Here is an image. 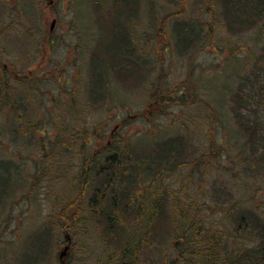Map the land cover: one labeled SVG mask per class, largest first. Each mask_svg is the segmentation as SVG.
I'll list each match as a JSON object with an SVG mask.
<instances>
[{"label": "rangeland", "instance_id": "1", "mask_svg": "<svg viewBox=\"0 0 264 264\" xmlns=\"http://www.w3.org/2000/svg\"><path fill=\"white\" fill-rule=\"evenodd\" d=\"M109 9L108 4L95 0H0V59L6 67L0 68V87L4 86L0 89V159L16 160L23 174V178H14L7 185V194L0 201V264H20L27 257L39 260L32 238L46 227L56 232L47 256L44 255L46 262L42 258L41 263L62 264L60 256L69 234L59 230L57 216L81 192V185L71 178H56L71 161L68 158L73 157L66 144L78 150L76 143L83 139L81 135L88 127L90 131L84 137L91 143L88 150L98 149L101 142L91 141L89 136H93L94 126L107 118L111 121L105 139L122 125L121 134L130 136L145 155L149 145L155 147L156 143L174 138L176 142L183 141L185 153L193 152L197 157L209 148L211 141L209 103L217 114L216 141L224 139V149L216 159L211 157L213 163L201 164L190 178H206L203 182L198 180L197 185L203 189L197 198L205 202L210 226L223 228L230 242L225 243L222 252L231 256V242L239 235L234 228V204L256 208L264 216V169L260 157L263 149L253 153L250 146L243 147L242 137L246 134H239L235 115L242 110L252 120L264 123V97L260 96L264 86V20L240 32L228 16L225 0H141L138 18L134 17L132 24L124 16L109 15ZM187 22L201 30L198 44L203 46L182 52L185 38L182 37L179 49L176 29ZM125 32L129 37L133 35L139 47V63L147 68L143 69L147 75L139 69L140 75L129 71L119 79L114 77L110 82L115 98L111 102L90 103L87 91L92 64L99 70L110 68L111 49L123 44L127 39ZM208 34L212 35L211 40H207ZM162 45L166 49L161 51ZM187 79L195 86L197 104H176L166 110L163 107L164 113L156 115L161 107H153L152 85L156 83L163 91L172 90ZM184 94L187 98V86ZM22 98L28 108L24 111L26 116L16 123L10 109L18 107ZM4 100L8 103L5 106ZM56 101L61 102L60 108L52 110ZM39 102L43 103V126L38 127L48 136L43 139L40 138L44 134L33 135V126L38 125L35 112ZM72 105L75 115L67 112ZM113 108L115 115L109 116L108 110ZM148 109L151 121L141 116ZM28 120L32 121L28 125L30 138L17 136L14 126L21 130L22 123ZM189 170V166L177 173L166 170L150 185L148 197L162 192L188 199ZM2 184L0 180V188ZM87 202L88 199L85 206ZM148 219L136 228V238L146 239L140 242L139 260L142 264H174L177 251L168 236L149 228ZM75 231L64 264H108L110 256L122 249L120 246L114 250L111 242L104 241L98 223L88 215ZM136 238L132 245L137 243Z\"/></svg>", "mask_w": 264, "mask_h": 264}, {"label": "trees", "instance_id": "2", "mask_svg": "<svg viewBox=\"0 0 264 264\" xmlns=\"http://www.w3.org/2000/svg\"><path fill=\"white\" fill-rule=\"evenodd\" d=\"M140 1L95 0V2L109 5V11H111L109 15L124 16V20L131 24L134 17L135 20L138 18ZM225 8L229 11L230 20L232 19L235 22L240 32L253 28L264 20V0H225ZM200 31L189 22H187V25L182 23L181 27L176 29L179 49L181 48L182 37L185 38V47H182V52L183 50L190 52L192 47L193 49H199L203 46L201 43L198 44V42H201ZM128 34H126L127 39L123 41L119 48L111 49L113 63L110 68L99 70L92 64L89 83L91 85L87 91L90 103H99L101 100L111 102L115 98L110 82L114 77L119 79L129 71H135V74L140 75L139 69L144 76L147 75L144 71L147 68L139 63V54L137 53L139 47L132 39L133 35L131 34V37H129ZM211 37L212 35L208 34L207 40H211ZM164 48L162 45L160 50H165L166 48ZM0 68L6 69L1 59ZM20 75L17 74L21 77ZM61 81L59 77L58 82L61 83ZM186 86L187 98L184 94ZM194 87L189 79L172 90L163 91L161 87H156V83L155 86L152 85L150 96L155 98L153 107L157 109L161 107L159 108L161 109L160 113L156 115H162L171 105L183 103L191 106L196 105L197 99L193 90ZM1 88H4V86ZM61 90L65 92L63 87ZM189 91H191V94ZM74 93H72L71 98L74 97ZM260 96L264 97V86L261 87ZM21 101L18 107L10 109L16 123L22 121L26 116L24 111L28 108L23 103L24 98ZM70 102L73 104V99ZM6 104L8 103L4 100L3 106ZM42 104V102H39L38 108L36 107L35 113L38 115V125L33 126V135L44 134V131L38 127L43 126ZM60 104L61 102L56 101L52 110H57L58 106L60 108ZM73 106H70L67 111L71 115H75ZM163 107H165L164 111H162ZM208 107L213 125L210 134L211 141L209 148L197 157L193 156V152L185 153L183 141L176 142L174 138L156 143L155 147L149 145V151L145 155L138 151L136 143L133 142L130 136L121 134L120 127L122 125L119 126L118 130L114 128L110 138L105 139L104 134L110 125V118L95 125L93 136H89L91 141L98 140L101 142L102 145L98 149L88 150L87 146L91 143L84 138L90 131L88 127L85 128V133L84 130L82 132L84 133L81 135L83 139L76 143L78 150L71 147L72 144H66L67 150L72 149L73 157L68 156L70 157L68 160L71 161H68L66 167L62 169V174L56 178H71L70 181L78 182L81 185V192L75 200L70 201L60 209L57 217L58 221L61 222L56 221V224L59 225L60 231L70 235L71 244L73 243L72 235L77 234L75 227L81 225L88 215L98 223V230L104 241L111 242L114 250L122 246V249L115 251L110 256L108 264H142L139 260L140 242L146 239L136 238V228H140L148 217L149 228H153L165 237L168 236L177 251L174 264H226L227 261L230 262L229 264H264V216L262 212H259L256 208L240 206L238 203L234 204V228L239 235L235 236L231 242L234 253L229 256L227 255L229 252H222L225 243H230L227 241V236L223 234V228L210 226V219L205 213V202L197 198L200 190L203 189L200 185H197L198 180L203 182L206 178L190 177L197 170H200L201 164L213 163L211 157L216 159L224 149V139L219 140V142L216 141L214 126L216 125L217 114L215 108L209 103ZM108 112L109 116L115 115L114 108L109 109ZM235 115L240 127L239 134L241 136H243L242 132L246 134L242 137L244 139L243 147L250 146L253 153H258L260 148L263 149L260 157L263 158L261 163H263L264 169V123L252 120L242 110L236 111ZM141 116L148 121L152 120L149 109L148 111H142ZM51 117L54 118L52 113ZM29 124H32V121L28 120L22 123L21 130L17 128V125L14 126L16 128L14 133L17 136L27 137L28 132H31ZM57 135H60L59 131H57ZM28 137L30 138V134ZM42 137L48 136L47 134L41 135L40 139H43ZM230 143L228 144L230 145ZM55 144L58 145V140ZM187 144H190L188 137ZM44 150L46 151V148ZM46 153L48 154V152ZM52 153L54 154V152ZM47 154H45V158L48 157ZM30 158L33 157L30 156ZM75 158L78 160L77 162H74ZM184 166L190 167L187 174V176H190L187 178V182L191 196H187L188 199L180 195L162 192L159 194L152 193L148 197V188L150 189V185H154L156 178H160L166 170H171L173 173L180 172ZM165 177H163V180L168 179ZM0 178L4 183L0 188V201H2V197L7 194V185L13 182L14 178H23L18 162L11 158L0 159ZM34 178H37V174L34 175ZM148 181L150 182L149 185H147ZM34 189L35 183L31 188V193ZM87 199L88 202L85 206ZM84 231L87 233L88 230L85 229ZM55 232L56 230L51 227H46L38 232L32 238L31 244H37L33 246V249H35L33 251L40 259L32 261L27 257L20 264H40L42 258L46 262L45 256H47L49 246L55 238ZM135 238L137 243L132 245L131 243ZM64 242L67 244L68 240L65 239ZM28 250L30 251L32 248L29 246ZM195 260H197V263ZM162 264H166V262L164 261Z\"/></svg>", "mask_w": 264, "mask_h": 264}, {"label": "water", "instance_id": "3", "mask_svg": "<svg viewBox=\"0 0 264 264\" xmlns=\"http://www.w3.org/2000/svg\"><path fill=\"white\" fill-rule=\"evenodd\" d=\"M54 26H55V21H53V23H52L51 30L54 28ZM66 239L68 240V244H67V246H65L64 251L61 253V256H60L61 260H63V258L66 256L68 249L70 248V244H71L70 235H67Z\"/></svg>", "mask_w": 264, "mask_h": 264}, {"label": "flooded vegetation", "instance_id": "4", "mask_svg": "<svg viewBox=\"0 0 264 264\" xmlns=\"http://www.w3.org/2000/svg\"><path fill=\"white\" fill-rule=\"evenodd\" d=\"M62 264H64V263H62Z\"/></svg>", "mask_w": 264, "mask_h": 264}]
</instances>
